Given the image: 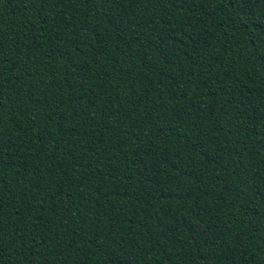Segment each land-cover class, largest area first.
Returning a JSON list of instances; mask_svg holds the SVG:
<instances>
[{
    "label": "trees",
    "instance_id": "16d2710c",
    "mask_svg": "<svg viewBox=\"0 0 264 264\" xmlns=\"http://www.w3.org/2000/svg\"><path fill=\"white\" fill-rule=\"evenodd\" d=\"M0 264H264V0H0Z\"/></svg>",
    "mask_w": 264,
    "mask_h": 264
}]
</instances>
